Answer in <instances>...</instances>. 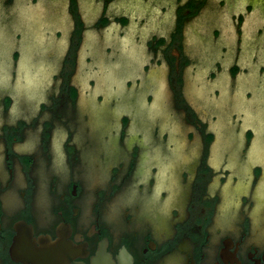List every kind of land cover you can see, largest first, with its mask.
I'll use <instances>...</instances> for the list:
<instances>
[{"label":"flooded vegetation","instance_id":"af4514ba","mask_svg":"<svg viewBox=\"0 0 264 264\" xmlns=\"http://www.w3.org/2000/svg\"><path fill=\"white\" fill-rule=\"evenodd\" d=\"M202 3L0 0V264H264V78Z\"/></svg>","mask_w":264,"mask_h":264},{"label":"rangeland","instance_id":"374dc122","mask_svg":"<svg viewBox=\"0 0 264 264\" xmlns=\"http://www.w3.org/2000/svg\"><path fill=\"white\" fill-rule=\"evenodd\" d=\"M202 9L191 24L192 39L195 47V54L201 60L208 62L217 59L244 61L250 72L244 73L245 78L262 77L260 73L264 65V0H201ZM168 6H170L168 4ZM171 9V6L168 10ZM221 29L219 42L213 36L217 28ZM205 29L208 35L207 40L200 39L196 30ZM210 34V35H209ZM207 35H205L207 37ZM225 42L227 50L218 43ZM242 47L240 51L237 49ZM225 55V57H224ZM27 83L32 80L27 79ZM263 84L259 88H251L254 92L252 99L258 106H264ZM226 98V90H223ZM244 103L247 101L242 100Z\"/></svg>","mask_w":264,"mask_h":264},{"label":"water","instance_id":"95a60500","mask_svg":"<svg viewBox=\"0 0 264 264\" xmlns=\"http://www.w3.org/2000/svg\"><path fill=\"white\" fill-rule=\"evenodd\" d=\"M22 39H23V40L28 39V35L25 34V33H23V37H22ZM9 40H10V41H9V44L7 45V46H8V50H7V52H6V56H7V58H8V61L11 62V67H12V65H13V60H14V58H13V50H14V47H15V45H16V42L13 41V37H10Z\"/></svg>","mask_w":264,"mask_h":264}]
</instances>
